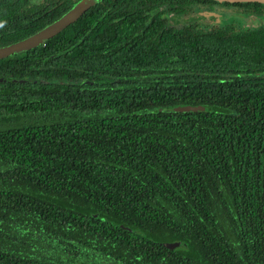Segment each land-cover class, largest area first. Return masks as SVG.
<instances>
[{"label":"trees","instance_id":"1","mask_svg":"<svg viewBox=\"0 0 264 264\" xmlns=\"http://www.w3.org/2000/svg\"><path fill=\"white\" fill-rule=\"evenodd\" d=\"M82 1L0 0V49ZM94 2L0 60V264H264V25L173 20L264 4Z\"/></svg>","mask_w":264,"mask_h":264},{"label":"water","instance_id":"2","mask_svg":"<svg viewBox=\"0 0 264 264\" xmlns=\"http://www.w3.org/2000/svg\"><path fill=\"white\" fill-rule=\"evenodd\" d=\"M219 3H259L264 4V0H212ZM94 0H83L78 5H76L70 12H68L65 16L61 19L53 23L52 25L48 26L46 29L38 32L37 34L20 41L16 44L10 45L8 47L0 49V60L7 58L11 55L24 52L35 48L39 45L44 44L49 39L53 38L65 28L73 24L77 21L86 11H88L93 5ZM202 107H179L177 108L178 112H197L202 111ZM183 245L182 243H168L166 247L170 250H174L179 246Z\"/></svg>","mask_w":264,"mask_h":264},{"label":"rangeland","instance_id":"3","mask_svg":"<svg viewBox=\"0 0 264 264\" xmlns=\"http://www.w3.org/2000/svg\"><path fill=\"white\" fill-rule=\"evenodd\" d=\"M173 20L176 27L197 24L203 30H210L214 27L234 25L239 30H251L264 25V14H245L230 7L221 9L218 6H195L189 15Z\"/></svg>","mask_w":264,"mask_h":264}]
</instances>
